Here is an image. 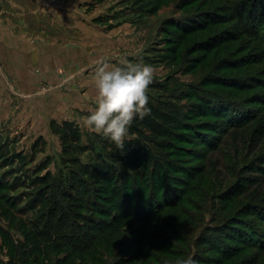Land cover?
<instances>
[{"label": "rangeland", "instance_id": "374dc122", "mask_svg": "<svg viewBox=\"0 0 264 264\" xmlns=\"http://www.w3.org/2000/svg\"><path fill=\"white\" fill-rule=\"evenodd\" d=\"M253 1L41 0L67 43L59 44V64L50 71L41 63L0 71V264H264V22L259 32L250 26L263 11L253 12ZM242 2L247 8L240 10ZM21 6L37 15L34 4ZM100 58L153 66L149 99L177 95L189 122L225 131L213 147L176 143L179 151L167 158L186 171L162 179L166 188L157 197L153 188L134 195L139 217L88 233L96 236L92 247L78 253L35 235L33 221L46 217L38 218L30 199L36 178L74 169L67 123L81 145L95 143L84 119L96 107ZM219 107L238 114L232 126L201 112ZM153 198L168 203L144 218ZM99 219L107 217L96 216L97 229ZM239 221L258 235L240 238Z\"/></svg>", "mask_w": 264, "mask_h": 264}, {"label": "trees", "instance_id": "16d2710c", "mask_svg": "<svg viewBox=\"0 0 264 264\" xmlns=\"http://www.w3.org/2000/svg\"><path fill=\"white\" fill-rule=\"evenodd\" d=\"M253 5V12L257 13L263 7V11L261 9L259 13L262 18H253L250 23L252 27L257 25L255 30L259 32L260 25L264 22V4L260 0H254ZM241 7L240 10L247 8L243 2ZM178 99L177 95L164 93L157 99H149L148 107L151 112L143 119H134L129 129L130 140L125 141L124 154L102 135H95L97 138L94 144L81 145L78 131L67 123V136L72 143L70 151L74 156L70 161L74 169L57 176L48 172L32 182L36 193L30 199L31 208H38L39 211L36 212H39V219L46 217L42 223L33 221L35 235L54 247L70 248L78 253L87 252L96 238L92 233L89 235L90 232L96 229L104 233L106 228L111 229L121 219L139 217V208L133 210L134 195L143 197L147 190L153 188L151 194L157 197L159 191L166 188L162 179L173 178V174L186 171L167 158L169 154H177L179 151L176 143L200 140V144L209 147L217 145L220 140L218 132L222 134L225 130L212 127L210 123L197 125L189 122L192 115L182 112L183 108L176 102ZM219 109L201 112L206 116L230 121L228 126H232L233 120L238 117L235 110L232 109V112L225 107ZM84 153L89 157L85 162L79 158ZM164 202L151 199L149 203L150 206L155 205L154 210L144 212L142 216L148 218L160 211L168 203L166 199ZM263 208L260 211L264 220ZM248 212L247 215L253 216L252 211ZM96 216L107 217L97 221L98 229ZM67 217L70 220L63 222V218ZM55 219L52 227L46 224ZM248 226L240 221L234 226L240 238L258 235Z\"/></svg>", "mask_w": 264, "mask_h": 264}, {"label": "clouds", "instance_id": "9594fccd", "mask_svg": "<svg viewBox=\"0 0 264 264\" xmlns=\"http://www.w3.org/2000/svg\"><path fill=\"white\" fill-rule=\"evenodd\" d=\"M155 74L156 69L142 61L122 60L121 66L111 65L104 58L95 61L96 107L85 117V126L109 139L124 154L125 141L130 140L129 129L134 119H143L151 112L147 90ZM176 264L197 262L188 258L178 259Z\"/></svg>", "mask_w": 264, "mask_h": 264}, {"label": "crops", "instance_id": "0c3cea01", "mask_svg": "<svg viewBox=\"0 0 264 264\" xmlns=\"http://www.w3.org/2000/svg\"><path fill=\"white\" fill-rule=\"evenodd\" d=\"M21 3L34 4L30 10L37 15H27L29 10ZM46 9L50 10L41 0H0V71H32L30 66L36 63H41V71H50L59 64L58 53L63 50L59 44L67 40L59 38L56 15Z\"/></svg>", "mask_w": 264, "mask_h": 264}]
</instances>
